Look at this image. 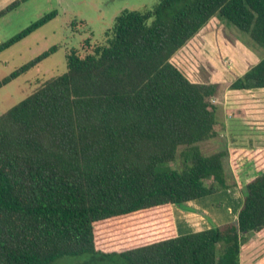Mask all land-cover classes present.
Instances as JSON below:
<instances>
[{
  "label": "trees",
  "instance_id": "trees-1",
  "mask_svg": "<svg viewBox=\"0 0 264 264\" xmlns=\"http://www.w3.org/2000/svg\"><path fill=\"white\" fill-rule=\"evenodd\" d=\"M27 1H13L0 17ZM56 15L0 44V52ZM212 18L246 34L247 46L264 54V0H158L145 11H122L106 44L84 57L71 50L65 73L0 116V264L84 254L125 264H240L250 235L264 237V150L239 157L256 175L239 188L234 222L176 235L170 215L172 206L186 209L237 187L223 172L230 153L203 155L198 146L219 133L212 98L220 86L192 83L171 63ZM257 88H264V55L228 86ZM179 149L182 167L160 169ZM230 156L235 169L238 158ZM151 211L159 214L139 216ZM165 220V236L154 240L148 227Z\"/></svg>",
  "mask_w": 264,
  "mask_h": 264
},
{
  "label": "rangeland",
  "instance_id": "rangeland-1",
  "mask_svg": "<svg viewBox=\"0 0 264 264\" xmlns=\"http://www.w3.org/2000/svg\"><path fill=\"white\" fill-rule=\"evenodd\" d=\"M157 2L158 0H28L22 3L19 8L0 17V44H2L44 15L54 11L57 14L34 33L0 52L1 81L51 47L56 48L54 53L42 60L35 67L0 87V116L27 98L45 81L65 73L66 57L71 50H74L79 56L84 57L86 54L91 53L94 47L106 44V34L112 28L116 16L122 11H145L152 8ZM214 22L219 30L220 25L216 21ZM227 28L228 30L224 31L227 37L239 34L243 36L244 40L249 41L246 34L237 31L233 27L232 29ZM187 65L190 67L188 63ZM200 69L204 70L203 68H198L199 71ZM226 88L227 85H220V89L225 90ZM200 148L203 155H210L215 146L210 142H206L201 144ZM180 151L181 149H179L175 161L160 165V169L179 170L182 167L181 158L179 157ZM227 165L228 161L224 158L223 172L228 183H232L234 179L229 176ZM239 195L242 197L240 191ZM182 210H187V206L186 209L174 206L170 210L176 235H180L184 231L188 232L199 229L198 225L195 224L198 221H189L187 219L189 215L182 213ZM158 214L159 212L151 211L139 216L147 217ZM168 223L169 220H165L161 225L148 227L153 229L152 232H156L152 236L154 240L165 236V229L162 225H168ZM249 238L246 242V250L242 251L243 256L240 264H264V237L250 235ZM118 241L112 242L114 246L118 247L124 244ZM245 255L249 260L244 257ZM52 264L125 263L119 258L110 259L98 254H84L79 256H63Z\"/></svg>",
  "mask_w": 264,
  "mask_h": 264
},
{
  "label": "crops",
  "instance_id": "crops-1",
  "mask_svg": "<svg viewBox=\"0 0 264 264\" xmlns=\"http://www.w3.org/2000/svg\"><path fill=\"white\" fill-rule=\"evenodd\" d=\"M13 1L15 0H0V11ZM214 21L220 25L219 30ZM225 30L228 28L224 23L212 18L171 58V63L192 83L227 85L225 90L219 88L217 96L212 98L216 107L215 128L219 133L206 142L215 146L210 154L228 151L230 155L238 158L234 169L231 165V156L224 157L228 161L229 176L233 177L237 187L186 203L187 210L181 212L189 215L187 218L189 221H198L195 224L199 229L184 231L180 235L236 220L242 205L239 188L256 175L253 165L239 157L244 152L264 150V88L228 89L231 83L256 65L264 54L260 49L248 47L247 41L239 34L227 37ZM198 68L204 70L199 71ZM203 143L198 145L199 148ZM244 257L247 258L246 255Z\"/></svg>",
  "mask_w": 264,
  "mask_h": 264
},
{
  "label": "built area",
  "instance_id": "built-area-1",
  "mask_svg": "<svg viewBox=\"0 0 264 264\" xmlns=\"http://www.w3.org/2000/svg\"><path fill=\"white\" fill-rule=\"evenodd\" d=\"M213 102V101H212Z\"/></svg>",
  "mask_w": 264,
  "mask_h": 264
}]
</instances>
